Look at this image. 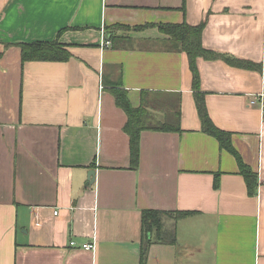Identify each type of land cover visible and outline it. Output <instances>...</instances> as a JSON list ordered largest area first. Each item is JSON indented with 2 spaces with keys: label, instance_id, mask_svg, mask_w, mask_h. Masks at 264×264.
<instances>
[{
  "label": "crops",
  "instance_id": "0c3cea01",
  "mask_svg": "<svg viewBox=\"0 0 264 264\" xmlns=\"http://www.w3.org/2000/svg\"><path fill=\"white\" fill-rule=\"evenodd\" d=\"M158 22L203 23L222 55L197 59L200 88L254 194L202 130L187 54L158 26L106 31ZM54 39L69 60L22 62L18 43ZM0 53V264H140L143 209L195 211L147 264H264V0H0ZM113 87L180 125L143 129L134 168Z\"/></svg>",
  "mask_w": 264,
  "mask_h": 264
},
{
  "label": "trees",
  "instance_id": "16d2710c",
  "mask_svg": "<svg viewBox=\"0 0 264 264\" xmlns=\"http://www.w3.org/2000/svg\"><path fill=\"white\" fill-rule=\"evenodd\" d=\"M149 26H158L161 32L168 35V38L164 41L167 43L168 48L180 50L187 54L194 75V96L197 110L201 118L202 130L205 133L215 136L223 148L230 150L237 157L241 165V173H243L247 182L249 193L254 194L258 186L257 174L241 161L239 154L232 146L230 132L215 125L211 119L205 101V94L200 88L199 72L196 64L197 59L199 57L215 59L222 56L220 53L204 46V24L192 25L187 22H158L145 23L133 27L117 24L116 27L107 26L106 31L109 33L113 29L119 28L142 30ZM18 45L21 48L23 63L27 61H67L72 57L68 44L62 43L58 39L51 41L21 42L18 43ZM237 64L242 65L243 62H237ZM244 64L247 65V63ZM112 92L115 96L116 104L121 107L128 116L124 129L130 137L131 166L134 168L139 164L140 135L143 129L159 128L162 130H179L180 125H172L164 122L152 126L147 118V111L144 106L134 107L123 89L113 87ZM194 212L195 211L192 210L143 209L141 216L142 235L140 264H147L149 251L153 244L176 245L178 221L194 214Z\"/></svg>",
  "mask_w": 264,
  "mask_h": 264
},
{
  "label": "built area",
  "instance_id": "2783aa9c",
  "mask_svg": "<svg viewBox=\"0 0 264 264\" xmlns=\"http://www.w3.org/2000/svg\"><path fill=\"white\" fill-rule=\"evenodd\" d=\"M106 43H109V41L107 40ZM256 102V97L254 99L251 100V103H255ZM55 213H57V211H55ZM71 245H76V241L75 240H71ZM82 248L87 249V250H92L96 248V243L93 242H85L82 244Z\"/></svg>",
  "mask_w": 264,
  "mask_h": 264
},
{
  "label": "water",
  "instance_id": "95a60500",
  "mask_svg": "<svg viewBox=\"0 0 264 264\" xmlns=\"http://www.w3.org/2000/svg\"><path fill=\"white\" fill-rule=\"evenodd\" d=\"M95 174H96V171L94 169L90 170L89 173H88V179H89V183H93L95 182Z\"/></svg>",
  "mask_w": 264,
  "mask_h": 264
}]
</instances>
